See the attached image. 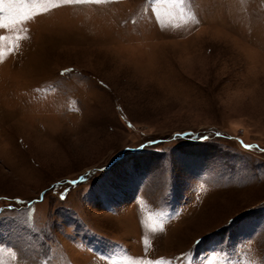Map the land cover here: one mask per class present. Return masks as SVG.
<instances>
[{
	"label": "rangeland",
	"instance_id": "rangeland-1",
	"mask_svg": "<svg viewBox=\"0 0 264 264\" xmlns=\"http://www.w3.org/2000/svg\"><path fill=\"white\" fill-rule=\"evenodd\" d=\"M0 7V264H264V0Z\"/></svg>",
	"mask_w": 264,
	"mask_h": 264
},
{
	"label": "snow or ice",
	"instance_id": "snow-or-ice-1",
	"mask_svg": "<svg viewBox=\"0 0 264 264\" xmlns=\"http://www.w3.org/2000/svg\"><path fill=\"white\" fill-rule=\"evenodd\" d=\"M74 2H77V0H65V3H74ZM3 10H4L3 7H0V12H2ZM190 19L194 20L195 18L190 17ZM3 27H7V25H5L3 21H0V28H3Z\"/></svg>",
	"mask_w": 264,
	"mask_h": 264
}]
</instances>
